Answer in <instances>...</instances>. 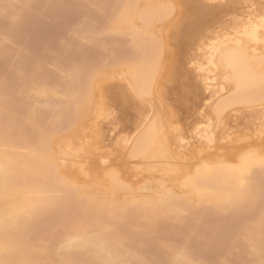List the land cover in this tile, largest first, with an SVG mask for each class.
<instances>
[{
	"label": "rangeland",
	"instance_id": "1",
	"mask_svg": "<svg viewBox=\"0 0 264 264\" xmlns=\"http://www.w3.org/2000/svg\"><path fill=\"white\" fill-rule=\"evenodd\" d=\"M115 1L26 0V5H23L21 0H0V38L3 36L0 39V109L7 107L18 114L27 107L35 109L32 142L44 139L54 131L61 133L68 127L77 134L78 127L84 122L87 123L83 128L86 135L84 143L89 146L84 154L88 156L86 165L90 166L89 173L123 172V162L118 163L120 156L114 150L124 147L140 149L148 134L146 126L136 125V116L155 90L163 99L162 104L156 107L165 111L164 118L167 119L163 128L168 135L167 148L173 164L188 166L198 159V156L192 159L178 154L179 148L175 145L183 142L195 140L193 146L198 150L211 146L217 150L216 158L227 157L233 150L237 152L264 144L263 137L249 141L251 134H245L248 128L264 131V118L233 117L228 120L219 116L216 107L222 90H216L210 76L200 75L208 66L222 60L219 55L207 53L209 46L223 41V35L230 26H242L246 14L263 16L264 0H232L220 6L213 0H175V10L168 12L164 24L155 26L158 34L145 37L140 32L135 39L128 36L110 49L106 44L115 37L114 28L118 25L114 14L122 11L124 6L123 3L116 8ZM95 28H98L99 40L86 41ZM3 31L7 32L6 37ZM163 35L170 40L166 52L155 43ZM12 47L16 48L13 52L10 51ZM165 57L168 59L165 73L159 84L154 85L150 80L148 62L153 60L157 67ZM116 63L121 64L120 68L131 63L130 69L137 71L136 76L124 78L113 72L111 67ZM13 69H21L22 75L11 78ZM262 70L264 66L260 68ZM70 73H76L77 77L70 78ZM48 75L54 76L57 82L43 85L42 79ZM4 82L6 86L2 85ZM32 84L38 85L39 93L29 99L28 89ZM98 84H101L99 96ZM45 91L53 94L41 98ZM89 92L93 93L90 98ZM68 105L77 108L78 113L58 122L57 115ZM98 105L105 110L99 122L97 111L90 113L93 107L98 110ZM87 107L92 109L87 112ZM79 116L82 118L80 121ZM218 122L220 124L216 127ZM84 143L80 142V145ZM223 143L230 144L221 146ZM98 150L100 156L96 154ZM63 159L70 163L69 159ZM169 169L157 161L144 168L134 166L125 171L121 179L134 182L136 186L151 184L161 176L167 178ZM78 173L74 167L70 174L77 176ZM257 177L254 178L257 182L253 189L264 192V180ZM54 202L64 204L66 200H58L55 196ZM76 203L78 201L72 205ZM263 205L264 198L255 200L249 208L228 201L218 206L221 208L212 204H196L192 212L188 207L185 217L179 220H153L155 231L150 235L143 236L138 229H131L127 233V246L132 255H138L142 245L146 258L158 261V264L172 263L164 242L175 244L202 264H264V223L259 226L256 249L246 248L237 237L242 225L248 224ZM69 214L67 206L48 210L38 223V237H35L40 238L39 241H30L40 242L53 229L62 228ZM122 218L126 223L136 220L130 212ZM41 262L33 260L34 264Z\"/></svg>",
	"mask_w": 264,
	"mask_h": 264
},
{
	"label": "bare ground",
	"instance_id": "2",
	"mask_svg": "<svg viewBox=\"0 0 264 264\" xmlns=\"http://www.w3.org/2000/svg\"><path fill=\"white\" fill-rule=\"evenodd\" d=\"M174 1L116 0V8L123 3L124 6L122 11L114 14L118 25L114 28L115 37L107 42L106 48H115L128 36L135 39L140 32L145 37L158 34L155 33V26L164 24L168 12L175 10ZM213 1L220 6L232 0ZM20 3L26 5V0ZM241 23L243 25L240 27L230 26L223 35V41L209 46L207 53L219 55L222 60L208 66L205 73L200 74L210 76L216 90H222L216 112L228 120L233 117L264 118V70L260 71L264 66V15L246 14ZM7 36L10 37L9 34ZM89 40H99L98 28L86 37V41ZM155 43L166 52L170 40L163 35ZM11 49L13 52L16 48ZM152 62H148L150 80L158 85L168 59L165 57L157 67ZM130 64L120 68L121 64L116 63L111 68L124 78L135 77L137 71L130 69ZM21 75V69H13L10 73L11 78ZM75 77L76 73H70V78ZM56 82L57 79L52 75L42 79L43 85ZM2 85L7 84L4 82ZM100 85L98 96L101 93ZM38 93V85L32 84L27 98L31 99ZM42 94L40 97L45 98L53 92L45 91ZM92 94L89 92L88 97ZM162 101L161 95L152 91L148 103L141 106L136 116V125L146 126L148 134L140 149L124 147L114 150L120 156L118 163L123 162L125 170L93 175L89 173L90 166L86 165L88 156L84 154V150L89 148L84 143L86 135L83 131L87 123H79L77 134L68 127L61 133L54 131L44 139L32 142L35 109L27 107L19 114L7 107L0 109V264H34V259L42 260L41 264H158V261L146 258L142 245L138 255L130 253L127 233L131 229H138L143 236L150 235L155 231L153 220H179L185 217L188 207L189 212H192L196 204H212L215 208H221L218 206L228 201L249 208L255 200L264 198V192H255L253 189L257 182L254 178L259 176L264 180V144L254 145L250 149L242 148L237 152L233 150L227 157L216 158L214 155L217 150L211 146L195 149V140L178 145L173 143L179 148L178 154L192 159L198 156L188 166L173 164L167 148L168 135L163 128L167 119L164 118L165 111L156 107ZM88 109L90 111L92 108L87 107V112ZM91 112H96L98 122L105 115L100 105L98 110L93 107ZM77 113V108L71 105L57 115V121L64 122ZM80 118L78 121L82 120ZM245 134H251L249 141L264 138V131L259 129L248 128ZM80 142L84 144L80 145ZM96 154L100 156V150ZM63 158L69 159L70 163H66ZM232 159L235 161L231 162ZM157 161H161L163 167L170 168L167 178L161 176L151 184L139 186L121 179L125 171H130L132 167L144 168ZM74 167L79 171L77 176L70 174ZM55 196L58 200L64 198L66 202L55 203ZM77 201V205H72ZM64 205L70 211L65 225L48 231V235L42 236L44 239L34 242L39 221L48 210H60ZM127 212L136 219L134 223L122 222ZM263 223L264 205L248 224L242 225L237 234L238 241L250 250L256 249L259 226ZM32 239L33 242L30 241ZM163 245L171 264H202L173 243L164 242Z\"/></svg>",
	"mask_w": 264,
	"mask_h": 264
}]
</instances>
